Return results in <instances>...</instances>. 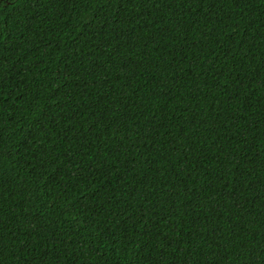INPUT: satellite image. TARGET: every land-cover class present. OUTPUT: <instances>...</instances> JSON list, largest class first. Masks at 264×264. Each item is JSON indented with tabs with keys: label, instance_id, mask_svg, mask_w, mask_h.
I'll return each instance as SVG.
<instances>
[{
	"label": "trees",
	"instance_id": "trees-1",
	"mask_svg": "<svg viewBox=\"0 0 264 264\" xmlns=\"http://www.w3.org/2000/svg\"><path fill=\"white\" fill-rule=\"evenodd\" d=\"M0 264H264V0H0Z\"/></svg>",
	"mask_w": 264,
	"mask_h": 264
}]
</instances>
